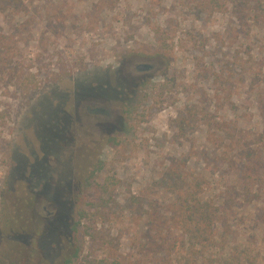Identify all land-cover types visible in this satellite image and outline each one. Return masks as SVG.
<instances>
[{
    "label": "rangeland",
    "instance_id": "rangeland-1",
    "mask_svg": "<svg viewBox=\"0 0 264 264\" xmlns=\"http://www.w3.org/2000/svg\"><path fill=\"white\" fill-rule=\"evenodd\" d=\"M23 182L0 264H60L82 209L74 264H161L186 197L219 208L197 264H264V0H0V227Z\"/></svg>",
    "mask_w": 264,
    "mask_h": 264
},
{
    "label": "trees",
    "instance_id": "trees-1",
    "mask_svg": "<svg viewBox=\"0 0 264 264\" xmlns=\"http://www.w3.org/2000/svg\"><path fill=\"white\" fill-rule=\"evenodd\" d=\"M261 13L263 16L262 11ZM72 117L73 113H70L66 108L64 112L61 111V115L57 116L56 125L64 120L71 121ZM54 130L55 134H57V126H54ZM99 169L100 168H96L94 171ZM94 171H92L88 177L86 174L81 176V180H78L77 184L80 190L86 186V183L90 184L88 181L90 178L94 177ZM19 185V190H17L16 194L20 192L19 195H23V208H20L18 203L11 202L9 204L7 212L3 214L4 220L0 227V238H9L11 236L23 234L26 231L23 224L24 221H30L32 219V215H29L32 214L31 211L34 206V190L26 183L24 185V182ZM103 185L106 192L107 182H104ZM78 191L79 190H77L76 193ZM99 201L100 202L94 201V203H89L88 205L90 208L97 209V211L98 209H104L106 204L103 202L105 201H102V203L101 200ZM23 210L25 212H22ZM86 216L87 210L82 209L76 220L72 221L69 229L70 234H66L65 236V244L68 252L62 256L60 264H74L79 259L81 248L77 241L81 231L88 237L93 235L90 232V229L94 227L90 224L93 217H89L88 222L81 226L82 219H85ZM217 218H219V208L216 207L215 204L213 205L210 201H203L200 197H193V199L192 197L188 199L186 197L183 201L173 206L167 218V223L173 225L179 235L174 239L154 236L150 240V248L154 249L159 247V251L164 253L163 256L159 258L161 264H175V262H178L177 258H179L183 264H197L201 250H207L212 244L211 239L214 235L213 232ZM96 264H108V260L102 258Z\"/></svg>",
    "mask_w": 264,
    "mask_h": 264
},
{
    "label": "flooded vegetation",
    "instance_id": "flooded-vegetation-1",
    "mask_svg": "<svg viewBox=\"0 0 264 264\" xmlns=\"http://www.w3.org/2000/svg\"><path fill=\"white\" fill-rule=\"evenodd\" d=\"M144 64H148V63H144ZM140 65H143V64H137L136 66H135V68H136V70H139V71H147V70H149V69H151L152 68V65L151 64H148V65H150L147 69H140V68H138ZM99 109L98 108H94V109H91V112H97ZM70 122V121H69ZM66 126H69V125H66ZM56 135V134H55ZM54 135V136H55ZM57 137H59L60 135H59V133H58V131H57V135H56ZM36 216H39V214L37 213V215H34V212L32 213V218L34 219V218H36Z\"/></svg>",
    "mask_w": 264,
    "mask_h": 264
},
{
    "label": "water",
    "instance_id": "water-1",
    "mask_svg": "<svg viewBox=\"0 0 264 264\" xmlns=\"http://www.w3.org/2000/svg\"><path fill=\"white\" fill-rule=\"evenodd\" d=\"M150 65L148 64H143V65H140L138 68L140 69H147Z\"/></svg>",
    "mask_w": 264,
    "mask_h": 264
}]
</instances>
